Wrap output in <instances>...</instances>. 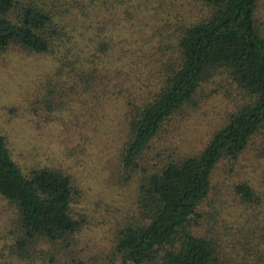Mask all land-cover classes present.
Listing matches in <instances>:
<instances>
[{"label": "trees", "instance_id": "trees-1", "mask_svg": "<svg viewBox=\"0 0 264 264\" xmlns=\"http://www.w3.org/2000/svg\"><path fill=\"white\" fill-rule=\"evenodd\" d=\"M96 1L0 0V53L17 46L48 56L55 69L46 96L56 108L77 96L91 108L121 103L126 136L120 161L139 176L134 214L111 244V259L118 261L113 264H264V211L262 219L255 218V231L234 229L239 237L228 251L222 237L226 207L221 201L209 204L216 166L226 161L233 168L250 145L264 139L258 0H196L202 17L183 23L173 40L153 39L151 49L141 41L129 54L110 34L118 21L103 19ZM214 79L219 83L212 91L230 86L237 103L205 144L151 168L138 165L162 124L194 107L198 90ZM75 193L69 176L59 171L22 172L0 134V198L13 210L12 258L38 249L49 263L95 264L73 257L83 222L71 213ZM231 194L251 211L262 202L245 179L232 184Z\"/></svg>", "mask_w": 264, "mask_h": 264}, {"label": "rangeland", "instance_id": "rangeland-1", "mask_svg": "<svg viewBox=\"0 0 264 264\" xmlns=\"http://www.w3.org/2000/svg\"><path fill=\"white\" fill-rule=\"evenodd\" d=\"M94 7L103 19L118 21L110 34L119 38L127 54L141 41L144 48L151 49L153 39L173 40L183 23L202 17L204 12L196 0H98ZM254 16L264 32V0H258ZM54 69L44 54L17 46L0 53V134L22 172L49 168L69 176L76 191L71 213L83 221L74 237L78 243L73 257L91 259L95 264L118 263L111 259V244L118 227L134 214L139 176L120 161L126 136L123 107L111 100L102 108H91L87 99L77 96L63 108H56L46 96ZM217 83L214 79L203 84L194 107L162 124L138 165L151 168L167 158L194 154L205 144L210 131L237 103L230 86L220 85L217 93L212 91ZM224 164L226 161L219 163L212 173L209 204L221 201L226 207L223 231L227 235L222 237L230 251V244L239 237L234 229L255 231V218L262 219L264 139L250 145L233 168ZM239 179L247 180L260 193L262 202L253 211L240 206L231 194L232 184ZM12 216L13 210L0 198V264H53L48 256L39 257L38 249L31 250L29 257L10 256Z\"/></svg>", "mask_w": 264, "mask_h": 264}]
</instances>
